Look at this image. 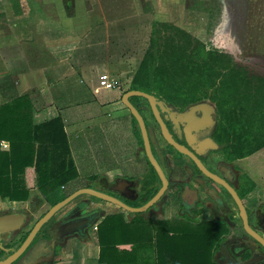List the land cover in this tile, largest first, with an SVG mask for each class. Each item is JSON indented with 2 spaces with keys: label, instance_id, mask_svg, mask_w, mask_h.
Here are the masks:
<instances>
[{
  "label": "crops",
  "instance_id": "1",
  "mask_svg": "<svg viewBox=\"0 0 264 264\" xmlns=\"http://www.w3.org/2000/svg\"><path fill=\"white\" fill-rule=\"evenodd\" d=\"M3 2L0 6V107L27 95L33 106L35 125L57 118L62 120L78 175L62 188L67 197L81 189L107 190L117 179L137 182L150 176L152 169L138 127L122 103L123 96L131 91L145 54L115 57L114 24L106 16L109 12L105 2ZM133 2L138 19L144 21L146 15H152V29L157 24L174 25L206 45L202 41L203 23L210 11L198 8L196 2L191 5L187 0ZM199 5L203 7V0ZM99 12L104 15L100 21L96 18ZM122 16L127 20L134 17L126 10ZM151 39L152 32L150 43ZM1 151L11 153L10 143L2 141ZM26 172L29 200L12 202L0 196V204L8 206L7 209L9 206L17 209L32 205L34 197H39L42 205H46L43 215L25 206L33 213L36 224L52 207L36 188L34 170L29 168ZM79 203L89 205L87 212L100 213L97 226L116 214H124L127 221L133 220L116 206L89 195L78 198L72 206ZM3 206L0 205V209H6ZM160 220L176 221L174 217H156L151 221ZM95 225L91 227L89 238L76 237L59 247L52 264H101Z\"/></svg>",
  "mask_w": 264,
  "mask_h": 264
},
{
  "label": "trees",
  "instance_id": "2",
  "mask_svg": "<svg viewBox=\"0 0 264 264\" xmlns=\"http://www.w3.org/2000/svg\"><path fill=\"white\" fill-rule=\"evenodd\" d=\"M154 30L131 91L154 95L181 108L210 100L218 110L216 139L231 159L243 160L264 150V78L251 76L231 55L208 49L174 25L157 24ZM139 101L148 102L132 99L135 106ZM2 141L10 143L11 153L1 151ZM29 168L34 170L36 188L51 207L67 198L62 188L78 176L62 120L35 125L33 106L26 95L0 107L2 198L12 202L29 200ZM242 189L246 196L256 185L244 178ZM230 231L226 222L218 220L152 222L137 217L127 221L124 214H116L108 216L98 228L99 261L218 264L216 252Z\"/></svg>",
  "mask_w": 264,
  "mask_h": 264
},
{
  "label": "flooded vegetation",
  "instance_id": "3",
  "mask_svg": "<svg viewBox=\"0 0 264 264\" xmlns=\"http://www.w3.org/2000/svg\"><path fill=\"white\" fill-rule=\"evenodd\" d=\"M136 106L146 120L153 153L165 171L169 187L160 201L145 213L133 214L116 207L129 214L132 219L140 217L144 221H151L163 216L166 211H173L176 220L204 221L210 217L211 220L226 222L230 229L231 226L234 227V222L242 218L233 196L224 186L206 176L190 156L182 154L165 139L149 102L137 103ZM159 111L173 140L194 154L212 174L226 181L244 202L247 195H240L243 182L236 164L239 160L231 159L226 154L229 152L224 145L216 139L219 122L217 106L212 101L205 100L181 108L164 101L163 108H159ZM158 179L159 188L144 177L137 182L117 179L109 189L100 192L119 199L129 207L141 208L161 190L159 176ZM146 196L150 199L143 203ZM80 205L84 203L64 209L45 226L28 249L25 259L18 261L19 264H52L56 250L70 239L89 238L91 226L99 219L98 212H87L89 205L86 204L87 207L80 210ZM246 209L251 228L264 237V212ZM24 210L0 209V262L6 261L22 247L35 226L26 230L33 221V213L29 209ZM70 212L72 214L68 217ZM18 216L22 218L20 228L14 224ZM255 221L259 223L263 234L253 227ZM243 231L248 237L245 241L230 238L223 243L231 242L227 258L221 249L219 251L221 264H244L253 258V264H264V247L246 233L244 224Z\"/></svg>",
  "mask_w": 264,
  "mask_h": 264
},
{
  "label": "rangeland",
  "instance_id": "4",
  "mask_svg": "<svg viewBox=\"0 0 264 264\" xmlns=\"http://www.w3.org/2000/svg\"><path fill=\"white\" fill-rule=\"evenodd\" d=\"M103 1L109 12H106V16L108 20L114 24L112 34L115 57L117 58L119 54L123 56L127 54V56L138 57L146 54L150 47L149 38L151 32L153 37L156 33V31L151 28L150 21L152 15H146L145 19L147 20L144 21L138 19V17L135 16V10H133L135 5L133 0ZM200 1L201 0H187L190 5L196 2L198 8L210 11L205 18L206 21L203 23V27H205V35L202 36V41L206 43L207 48L231 55L235 63L239 67L246 68L251 76L264 78V28L260 26L264 25V0H203V7L200 6L201 4L199 5ZM3 4L4 2L0 0V6H3ZM119 5H123L124 8L121 9ZM125 10L134 17L128 20L124 19L122 14ZM96 18L100 21L104 18V15L99 12L97 13ZM197 22L199 23L200 21L197 20ZM121 27H123V30H121ZM124 27H127L128 30H124ZM121 33L122 36L120 35ZM120 39L122 40L120 41ZM121 43H123L122 46ZM139 103L145 102L139 101ZM236 164L238 165L237 169L241 176V182L244 181V178H249L256 185V189L245 199L243 198L244 204H246V207L252 211L261 210L264 212V150L249 158L240 160ZM151 171L152 174L148 176L147 179L151 184L155 183L156 188H159L157 185L159 182L158 176L153 169ZM73 184L74 183H72V185ZM153 190L150 191V194L153 193ZM240 195L244 197L242 188ZM149 196L144 197L145 200L143 203L150 199L151 196ZM74 203H72L71 206ZM29 204L22 205L17 209L9 206L8 209H12L13 211H25L24 209L26 206L34 211L36 210V214L41 215L46 211V205H42L41 200L37 196L34 197L32 205ZM0 205L1 207L3 206L2 204ZM3 207L6 208V211L8 210V206L4 205ZM174 215L175 212L166 211L163 216H160V218H173ZM34 221L33 217V221L29 224L26 230L31 229L35 225ZM204 221L212 220L210 217H207V220ZM253 227L263 234V231H260L261 229L257 221L253 222ZM230 238L239 239L241 241H245L248 238L243 231V222L241 219L234 222V227L231 226V231L227 239ZM215 260L218 264H221L219 262V252H216Z\"/></svg>",
  "mask_w": 264,
  "mask_h": 264
},
{
  "label": "water",
  "instance_id": "5",
  "mask_svg": "<svg viewBox=\"0 0 264 264\" xmlns=\"http://www.w3.org/2000/svg\"><path fill=\"white\" fill-rule=\"evenodd\" d=\"M144 98L146 99L152 110L154 113L155 118L157 119L158 123L160 124L161 128H162V132H163V136L165 137V139L171 144L173 145L176 149H178L180 152H182V154L184 155H188L190 156L196 163V165L198 166V168L206 175L208 176L210 179L214 180L215 182H217L218 184L224 186L228 192L233 196V198L235 199L240 212H241V218L244 224V229L246 231V233L252 238L254 239L256 242H258L261 246L264 247V237H262L259 233H257L256 231H254L250 224H249V219H248V213H247V209L244 205L243 200L238 196V194L232 189V187L224 180H222L221 178H219L218 176L212 174L202 163L201 161L192 153H190L186 148L178 145L172 138L170 132L168 131V128L166 127V124L163 120V118L161 117L159 108H163L164 105V101L158 99L157 97H155L154 95H150L148 93L145 92H141V91H129L128 93H126L123 96V100L122 103L123 105L129 109V111L131 112L132 116L136 119L140 131H141V135H142V139H143V144H144V149H145V153H146V157L150 163V165L155 169L157 175L159 176L161 182H162V188L161 190L158 192V194L151 200L149 201L146 205H144L141 208H132L129 207L128 205L124 204L122 201H120L119 199L108 195L106 193L94 190V189H81L77 192H75L74 194L70 195L69 197H67L65 200H63L62 202L58 203L57 205L53 206L50 211L48 213H46L34 226L33 230L31 231V233L29 234L28 238L26 239V241L24 242V244L22 245V247L16 252L14 253L10 258H8L6 261L4 262H0V264H17L18 261H22L23 259H25L26 255H27V251H29L28 249L30 248V246L34 243L36 237L38 236V234L43 230V228L47 225H49V223L65 208H67L68 206H70L72 203H74L78 198L84 196V195H89L92 197H95L97 199H100L104 202L110 203L114 206H117L121 209H123L124 211H127L129 213H133V214H137V213H145L147 212L149 209H151L157 202L160 201V199L162 198V196L165 194L166 190L169 187V180L165 174L164 169L162 168V166L160 165V163L158 162L156 156L153 153V148H152V141H151V136H150V131L149 128L147 126L146 120L144 118V116L141 114V112L138 110V108L132 103V99L133 98ZM118 191V190H117ZM120 193V191H119ZM87 206L84 205H80L79 209L80 210H84ZM72 214V212L69 213L68 217ZM98 218H100V213H98ZM12 219V218H11ZM21 216H18V218H15L14 224L18 225V227L20 228L22 226V224H20L21 222ZM13 220V219H12ZM98 221V220H97ZM96 223V222H95ZM95 223H93V225H95ZM93 225L91 227H93ZM231 242H228L224 245H222L221 250L224 254V256L227 258L228 256V245H230ZM255 261V258H253L252 260L244 263V264H253ZM18 262V264L20 263Z\"/></svg>",
  "mask_w": 264,
  "mask_h": 264
},
{
  "label": "built area",
  "instance_id": "6",
  "mask_svg": "<svg viewBox=\"0 0 264 264\" xmlns=\"http://www.w3.org/2000/svg\"><path fill=\"white\" fill-rule=\"evenodd\" d=\"M2 1H8V0H2ZM109 88H111V86H109ZM112 88H113V87H112ZM98 228H99V226L95 225V227H94L93 230L98 231Z\"/></svg>",
  "mask_w": 264,
  "mask_h": 264
}]
</instances>
